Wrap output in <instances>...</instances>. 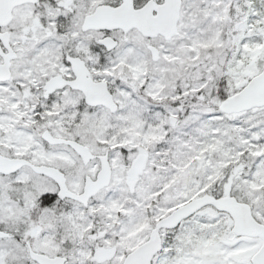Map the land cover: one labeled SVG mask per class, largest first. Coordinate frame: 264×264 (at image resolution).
<instances>
[{"label": "snow or ice", "instance_id": "6c2138e0", "mask_svg": "<svg viewBox=\"0 0 264 264\" xmlns=\"http://www.w3.org/2000/svg\"><path fill=\"white\" fill-rule=\"evenodd\" d=\"M0 264H264V0H0Z\"/></svg>", "mask_w": 264, "mask_h": 264}]
</instances>
